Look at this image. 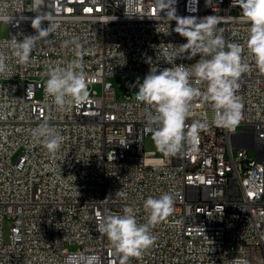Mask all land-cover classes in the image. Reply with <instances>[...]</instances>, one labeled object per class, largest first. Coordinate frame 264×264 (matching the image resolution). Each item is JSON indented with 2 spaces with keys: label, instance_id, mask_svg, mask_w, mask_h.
Segmentation results:
<instances>
[{
  "label": "built area",
  "instance_id": "obj_1",
  "mask_svg": "<svg viewBox=\"0 0 264 264\" xmlns=\"http://www.w3.org/2000/svg\"><path fill=\"white\" fill-rule=\"evenodd\" d=\"M171 7L177 16H217L226 44L242 46L250 70L237 90L240 123L218 127L211 102L194 99L185 124L207 127L194 144L165 155L135 85L150 67L195 59L176 58L186 40L173 31L175 21L165 17L160 0H0L11 18L0 20L9 27L6 37L0 33L8 64L0 73V264H88L92 258L119 264L98 231V213L131 207L138 224H147L144 201L165 193L173 197V212L149 225L153 244L128 264H264V73L246 47L250 25L232 0H172ZM45 14L59 27L37 43L27 64L17 63L9 42L34 34L33 19ZM78 59L86 83L100 84L102 93L87 92L86 101L63 111L45 93L46 73ZM117 76L131 79L122 94L109 80ZM42 123L64 138L54 154L33 135ZM6 218H12L7 237Z\"/></svg>",
  "mask_w": 264,
  "mask_h": 264
},
{
  "label": "clouds",
  "instance_id": "obj_2",
  "mask_svg": "<svg viewBox=\"0 0 264 264\" xmlns=\"http://www.w3.org/2000/svg\"><path fill=\"white\" fill-rule=\"evenodd\" d=\"M169 0H160L165 8V17L175 21L173 31L186 40L178 45L176 58H185L195 62L188 65L176 63L175 67L163 69L150 67L142 81L135 85L136 99L148 106L146 109L149 131L158 150L165 155H174L185 143L194 144L199 139L200 131L207 127L205 122L195 121L186 125L190 114V105L194 99L202 103L211 102L215 110L214 121L218 127L234 128L242 118V101L237 96L240 78L250 70V65L242 58L243 48L239 43H227L222 29L217 25L220 20L215 15L203 18L196 16H177ZM233 7H239L243 18L250 27L246 40L249 55L256 67L264 73V0H232ZM11 18L0 9V20ZM47 21V26H43ZM31 27L34 34L23 35L22 39L12 37L9 42L11 54L19 64H27L37 43L55 33L59 24L48 14L33 19ZM68 41H65L67 44ZM72 43L80 48L78 38ZM167 55V53H165ZM77 56L81 53L77 51ZM198 57V59H196ZM7 57L0 52V73L8 71ZM151 61H147L148 63ZM83 67L82 60H73L66 66L55 65L47 71L45 93L55 105L63 111L74 104L87 99L86 74L78 71ZM206 82L202 91L194 87ZM33 135L41 138L44 147L50 153H56L63 143V136L47 123L40 124ZM173 197L162 194L159 198L148 197L144 209L148 213L147 224H138L134 211L126 207L123 214L98 213V231L105 234L113 246L119 264H128L129 258L139 257L143 250L154 242L149 225H155L173 212ZM98 258H92L88 264H95ZM234 264H247V261L236 259Z\"/></svg>",
  "mask_w": 264,
  "mask_h": 264
},
{
  "label": "rangeland",
  "instance_id": "obj_3",
  "mask_svg": "<svg viewBox=\"0 0 264 264\" xmlns=\"http://www.w3.org/2000/svg\"><path fill=\"white\" fill-rule=\"evenodd\" d=\"M0 33L2 37H6L8 35L9 27L7 23L5 22L1 23ZM109 80L113 83V86L116 88L118 94H122L125 92V90L130 89L129 83L131 79H129L128 77H124V76L110 77ZM93 91H96L98 95H100L102 93V86L100 84H87V92L92 93ZM148 148H149V144H147L146 146V149ZM248 153L251 157H255L254 149H250ZM11 222H12V218H6L5 223H4L6 237L8 236ZM69 248L74 249L75 246L70 245Z\"/></svg>",
  "mask_w": 264,
  "mask_h": 264
},
{
  "label": "bare ground",
  "instance_id": "obj_4",
  "mask_svg": "<svg viewBox=\"0 0 264 264\" xmlns=\"http://www.w3.org/2000/svg\"><path fill=\"white\" fill-rule=\"evenodd\" d=\"M247 148H255V140H247Z\"/></svg>",
  "mask_w": 264,
  "mask_h": 264
}]
</instances>
